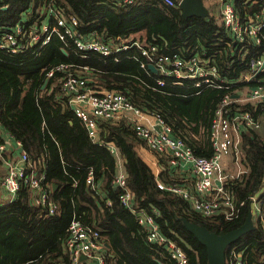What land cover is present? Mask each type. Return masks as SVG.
<instances>
[{
    "label": "trees",
    "instance_id": "16d2710c",
    "mask_svg": "<svg viewBox=\"0 0 264 264\" xmlns=\"http://www.w3.org/2000/svg\"><path fill=\"white\" fill-rule=\"evenodd\" d=\"M237 2L241 11L251 12L242 0ZM49 10L74 17L77 32L86 39L93 33L102 41L138 39L145 47L155 46L157 56L185 59L196 54L208 58L228 82L248 70L241 57H233L238 48L213 15L184 18L178 7L158 0H136L128 5L122 0H0V36L16 26L30 32L31 23L47 21ZM22 45L28 50L19 54L0 49V123L13 142L21 144L35 169L44 171L43 187L57 208L50 215L45 207L35 205L27 187H21L13 201L0 206V264L66 263L63 242L72 220L104 238L109 246L105 249L106 264H176L164 245L147 242L145 229L120 205V191L112 185L116 159L109 145L122 161L133 206L158 212L155 222L160 234L181 248L189 264H207V255L181 220L223 235L243 225L249 198L261 189L257 199L264 206V134H244L249 174L244 184L231 180L225 185L236 201L245 203L239 217L232 221L222 216L205 218L192 211L185 200L158 189V180L186 187L189 182L169 166L166 153L150 152L160 169L158 175L152 172L138 155L137 149L146 146L129 120L96 119V134L91 140L68 96L59 91L57 73L42 86L46 73L59 64L86 67L97 76L89 85L94 90L121 92L133 107L159 117L195 156L205 158L213 155L210 129L224 91L208 88L197 93L192 81L163 77L146 66L143 69L132 57L145 61L136 48L115 61L94 53L83 57L72 41L65 45L55 36L41 48L25 40ZM244 50L252 57L260 54L262 47L249 43ZM247 108L242 106V110ZM89 173L92 180L87 183ZM232 253L241 254L246 264L264 260V230L257 222L252 231L226 248V264H232Z\"/></svg>",
    "mask_w": 264,
    "mask_h": 264
},
{
    "label": "built area",
    "instance_id": "2783aa9c",
    "mask_svg": "<svg viewBox=\"0 0 264 264\" xmlns=\"http://www.w3.org/2000/svg\"><path fill=\"white\" fill-rule=\"evenodd\" d=\"M135 1L122 0V3L128 5ZM158 1L169 7H178L181 2V0ZM216 1L217 13L232 45L237 47L238 51H245L244 48L252 43L258 49L262 47V51L249 60V72L243 77L244 82L252 83V88L238 99H234L233 95L228 93L221 98L210 129L213 155L208 158L195 156L181 139L171 135V129L159 117L143 113L133 107L124 95L114 91L94 90L89 86L93 83V78L89 76V69L86 67L59 64L46 73V81L57 73L59 91L68 96L69 104L76 116L84 122L91 140L96 134V119L126 118L133 124L136 135L149 152L168 154L170 167L181 169L192 176L188 187L164 184L158 180L159 190L171 192L185 200L192 211L205 218L222 216L226 221H232L239 217L245 203L236 201L225 190V185L231 180H238L244 184L249 174L242 146V133L259 130L264 125V79L257 77L264 70V0H242L244 8L250 9L251 12L241 11L237 6V0ZM256 6L259 8L252 11ZM45 15L47 21L31 23L30 32L16 26L0 36V49H9L14 54L24 53L28 48L23 47L22 41L41 48L48 44L53 36L65 45L67 40L72 41L83 57L94 53L117 60L118 55L136 48L140 56L145 58V61H141L137 56H132L139 62L141 68H145L146 64L153 65L157 73L163 77L192 81V87L197 93L208 88L229 92L236 87V81H225L219 75L217 67L207 58L157 57L155 46L145 47L138 39L121 42V39L102 41L96 33L86 39L77 32L78 23L74 17L65 18L61 13L52 10L47 11ZM157 83L163 86L162 81L158 80ZM242 106L248 108L242 110ZM109 150L116 159V173L112 185L120 191V205L145 229L147 242L164 245L167 255L176 264H189L181 248L160 234L155 222L158 212L154 209L146 212L133 206L134 196L127 186V175L123 171L122 161L112 145H109ZM229 158H232L235 167L225 172V164ZM0 165L3 167L0 188L8 197L6 204L15 199L21 187H27L32 191V202L35 205L45 207L50 215L55 213L57 207L43 187L44 171L35 169L34 162L21 149V144L13 142L12 137L3 131L1 123ZM91 180L92 176L89 173L87 183ZM259 193L249 198L248 208L253 211V224L254 221L257 222L264 230V206L257 199ZM5 203H0V206L6 205ZM105 249L104 238L99 232L83 226L77 220L71 221L63 242V250L67 257L64 264H106ZM229 262L246 264L241 254L236 253L231 254ZM259 264H264V260Z\"/></svg>",
    "mask_w": 264,
    "mask_h": 264
},
{
    "label": "water",
    "instance_id": "95a60500",
    "mask_svg": "<svg viewBox=\"0 0 264 264\" xmlns=\"http://www.w3.org/2000/svg\"><path fill=\"white\" fill-rule=\"evenodd\" d=\"M178 7L181 10L182 16L184 18H207L209 15L208 10L204 6L202 0H181ZM148 68L154 74H157V71L153 65H149ZM45 84L46 80L42 88L45 87ZM252 216L253 211L249 209L243 225L238 229L225 233L223 235L211 233L206 228L189 223L185 220L181 221L183 227L189 233H191L196 238V240L205 248L207 255V264H225L226 248L237 242L243 235L254 229ZM105 247L106 249L109 247L107 243H105Z\"/></svg>",
    "mask_w": 264,
    "mask_h": 264
},
{
    "label": "crops",
    "instance_id": "0c3cea01",
    "mask_svg": "<svg viewBox=\"0 0 264 264\" xmlns=\"http://www.w3.org/2000/svg\"><path fill=\"white\" fill-rule=\"evenodd\" d=\"M204 4V3H203ZM205 6V5H204ZM216 6L218 7V2H216ZM206 7V6H205ZM217 7H216V11H217ZM207 8V10H208V13L209 14H211L210 13V11L211 10H214V8L215 7H212V6H208V7H206ZM218 21H219V23H221V20H220V17H219V19H218ZM222 24V23H221ZM139 36V35H138ZM231 50H234V49H231ZM236 50V52H232V55H233V57H236V58H239V57H241L242 59L241 60H244V62L247 64V67H248V70L243 74V75H240L239 76V78L238 79H236V80H234V81H236V87L234 88V89H232L231 91H229V92H226V91H224L225 93H228V94H231V95H233V97H234V99H238V97L239 96H241V95H244V94H246L251 88H252V83L250 82V83H246V82H244V80H243V77L249 72V60L251 59V58H253L255 55H253L252 57H251V55L248 53V52H246V51H238L239 49H235ZM120 55H118V57H119ZM193 56H196V57H199V58H201L200 56H198V55H190L188 58H190V57H193ZM102 57V56H101ZM158 57V56H157ZM104 58V57H103ZM111 59H113V58H111ZM208 59V58H207ZM208 60H210V59H208ZM115 61H117V60H115ZM147 66V68H148V64H146ZM144 69V68H143ZM149 69V68H148ZM156 69V68H155ZM219 70V69H218ZM156 71H157V69H156ZM152 72V71H151ZM219 72V71H218ZM153 73V72H152ZM158 74V73H157ZM219 75L220 76H222L220 73H219ZM223 77V76H222ZM257 77H259L260 79H264V70L263 71H261L259 74H258V76ZM210 89V88H209ZM216 90V89H215ZM219 91H221V90H219ZM250 132H256V133H261L262 135L264 134V125L263 126H261V128L259 129V130H250V131H248V132H243L242 133V146H243V150H244V152L246 153V150H245V146H244V143H243V136H244V134H247V133H250ZM137 152H138V155L142 158V160L150 167V169L152 170V172L154 173V174H156V175H158V173L160 172V169H159V167H158V165H157V163H156V161H155V159H154V157L151 155V153L148 151V150H146V148L145 147H142V148H138L137 149ZM245 157H246V154H245ZM233 167H235V164H233V161H232V158H229V159H227V163L225 164V169H224V171L225 172H227V171H231L232 169H233ZM237 169V168H236ZM247 170V169H246ZM175 173L178 175V176H180V177H182V179L183 180H185V181H187V182H189V184H188V186H190V184H191V180H192V176H191V174H189V173H186V172H184L183 170H181V169H175ZM231 173H234V172H231ZM1 176V175H0ZM0 197H1V199H3V202L2 203H5L7 200H8V197H7V195L5 194V193H3V191L0 193ZM6 204V203H5Z\"/></svg>",
    "mask_w": 264,
    "mask_h": 264
},
{
    "label": "rangeland",
    "instance_id": "374dc122",
    "mask_svg": "<svg viewBox=\"0 0 264 264\" xmlns=\"http://www.w3.org/2000/svg\"><path fill=\"white\" fill-rule=\"evenodd\" d=\"M203 1V3H204V5L206 6V7H208L209 5L210 6H212V7H215L214 8V10H211L210 11V13H211V15H213L216 19H219V15H218V13H217V11H216V0H202ZM89 76H91V78H93V80H96L97 79V76H96V74L93 72H91L90 70H89ZM47 82V81H46ZM96 91H114V92H118V91H115V90H104V89H100V90H96ZM118 93H120V94H122L121 92H118ZM123 95V94H122ZM86 127V126H85ZM2 192V190H1V188H0V193ZM3 202V199H1V197H0V203H2Z\"/></svg>",
    "mask_w": 264,
    "mask_h": 264
}]
</instances>
